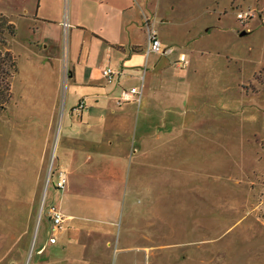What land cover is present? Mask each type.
<instances>
[{
  "label": "rangeland",
  "instance_id": "rangeland-1",
  "mask_svg": "<svg viewBox=\"0 0 264 264\" xmlns=\"http://www.w3.org/2000/svg\"><path fill=\"white\" fill-rule=\"evenodd\" d=\"M36 6L0 0V13L32 15ZM245 12L251 19L239 21ZM147 15L175 53L155 73L156 56L145 58L138 81L123 78L107 94L64 79L58 96L32 85L34 34L17 22L9 48L19 74L0 116V264H264V0H153ZM69 36L53 52L64 70ZM180 53L190 61L185 69L175 65ZM136 84H144L143 106H162L183 141L168 139L155 153L135 145L136 172L127 178L131 140L118 101ZM82 100L90 143L68 150L66 128ZM62 172L67 185L57 191ZM50 205L74 217L66 231L52 230ZM107 229L109 247L99 240ZM53 233L65 245L63 261L48 245Z\"/></svg>",
  "mask_w": 264,
  "mask_h": 264
},
{
  "label": "crops",
  "instance_id": "crops-1",
  "mask_svg": "<svg viewBox=\"0 0 264 264\" xmlns=\"http://www.w3.org/2000/svg\"><path fill=\"white\" fill-rule=\"evenodd\" d=\"M152 4L153 0H37L36 11L32 15H29L28 11L22 12L17 9L14 11L12 8H9L8 11H1V14L11 20L17 31V22H25L28 32L33 30L34 35L27 39L30 49L29 59L36 67L29 74V78L35 80L32 85L47 90L51 89V94L59 95L65 70L61 68L63 60L53 52L59 48L63 34L65 37L62 24L66 21L71 25L68 34L70 35L69 54L71 55L70 81L78 88L101 90L107 94L119 91L123 78L138 81L145 64V58H147V62H150L152 54L147 57L145 50L148 45V28L153 30L155 28V24L151 23L147 15L151 13ZM40 47H43L47 54H42L39 50ZM96 50L99 52L98 54L103 53V58L101 56L103 64H101L102 59L100 58V62L91 69L90 73L82 75L83 69L91 68L89 64ZM153 56L156 58L151 64V71L155 73L161 67L165 56L155 54ZM103 66H105V70L121 72L122 75L115 82L106 83V78L99 69ZM154 82L155 79L153 81L151 78V84ZM140 86L144 88V84H136L131 87L136 89ZM144 102H148V100L142 97L140 103L120 106L121 108L126 107L122 113L125 114L127 135L131 140L127 156V160L130 162L128 163L127 178L132 171L136 172V153L138 151L134 150L135 145H148L150 152L155 153V151H161V146L168 144V139L171 141L170 143L177 141L182 143L181 141H183L182 137H173L174 125L167 120L166 110L162 106H143ZM99 108L105 111L104 108ZM73 109L72 120L66 128L64 138L68 150H78L81 148V144L90 143L84 129L87 127L90 129L92 125L83 124L84 111L75 112ZM170 109L173 110L171 114L177 113L176 108L170 107ZM237 113L242 114L241 108ZM74 115L77 116V120L73 119ZM225 118L222 116V119ZM168 126L169 128L166 129ZM100 208L108 210V207L100 206ZM108 213L109 211H106L105 214ZM67 218L69 221L74 220L73 216ZM99 222L105 228L113 223L107 218H101ZM63 231H66V227ZM103 234L104 236H100L99 240L109 247L108 229ZM63 244L61 238L58 239L56 245H51L48 242V245L53 248L52 252L59 253V258L53 257L58 261H63L66 258L64 254L66 248ZM89 244L93 245L91 242ZM99 255L102 256L96 252L94 259L102 262L103 256ZM41 262H44L43 257H41Z\"/></svg>",
  "mask_w": 264,
  "mask_h": 264
},
{
  "label": "built area",
  "instance_id": "built-area-1",
  "mask_svg": "<svg viewBox=\"0 0 264 264\" xmlns=\"http://www.w3.org/2000/svg\"><path fill=\"white\" fill-rule=\"evenodd\" d=\"M252 13L245 12V13H239L238 20L241 22H246L247 20L251 19ZM64 28L65 34H69V31L71 29V25L68 22H64L62 24ZM147 39H148V45L146 47V55L147 57L151 54L156 55H162V56H171L175 53V50L171 47H164L162 41L158 38V35L156 32L148 28L147 32ZM176 67L179 69H185L190 65V61L187 59V56L185 54H180L179 58L177 59V62L175 63ZM103 76L110 82L113 83L116 81V79L122 75L121 72H114L112 70H104L102 72ZM70 72L69 70L65 69L64 71V80L68 82L70 80ZM143 97V87L131 89V90H124L123 95L118 101L119 106H123L125 104L130 103H140ZM86 109V103L85 101L79 102L78 106H75L73 109L75 112H83ZM67 185V177L65 173H60L58 176V181L56 184V190L57 191H64ZM49 212V218L52 223V230L53 231H63L65 230L66 223L69 221L68 218L64 216V214L57 209L54 205H50L48 207ZM49 243L51 245H56L58 243V238L56 235H53L49 239Z\"/></svg>",
  "mask_w": 264,
  "mask_h": 264
},
{
  "label": "trees",
  "instance_id": "trees-1",
  "mask_svg": "<svg viewBox=\"0 0 264 264\" xmlns=\"http://www.w3.org/2000/svg\"><path fill=\"white\" fill-rule=\"evenodd\" d=\"M16 35V26L0 13V116L13 99L12 82L19 72L18 59L9 48Z\"/></svg>",
  "mask_w": 264,
  "mask_h": 264
}]
</instances>
